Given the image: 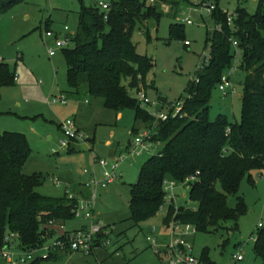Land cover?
Returning <instances> with one entry per match:
<instances>
[{"label":"rangeland","instance_id":"374dc122","mask_svg":"<svg viewBox=\"0 0 264 264\" xmlns=\"http://www.w3.org/2000/svg\"><path fill=\"white\" fill-rule=\"evenodd\" d=\"M113 1L82 0L88 8H99L101 2L111 5ZM146 3L154 5L162 16L159 21L151 20L139 26L132 40L140 55L153 59L154 68L148 74L146 85L129 91L134 98L138 91L145 92L150 101L145 110L151 114L169 115L175 105L187 97V85L197 79L201 66L209 61L207 37L217 26L209 10L200 5L201 0H155L153 4L146 0ZM80 7L81 0H21L0 14V63H7L16 77L12 86L1 90L0 132H19L27 136L32 152L25 173L38 174L43 183L37 191L53 198L74 193L88 183L94 173L100 175L102 169L95 158L113 163L117 158L113 156L114 152L129 143L133 127L138 124L132 110L106 109L101 99L92 98L85 92L76 96L66 94L71 89L63 50L74 45L71 42L65 49H57L55 36L65 38L76 34ZM219 8L230 15L238 9L255 14L258 0H221ZM186 19L192 24L186 23ZM177 24L181 26V37L171 38V26ZM66 28L69 31L66 32ZM47 32L54 37H47ZM186 42L189 46H185ZM50 49H55V56L50 57ZM245 76V71L236 70L233 96H224L218 88L213 91L209 110L211 120L221 115L233 123L241 121ZM54 96L65 97L67 104H49L47 99ZM68 120H75L85 139L72 145L76 152L54 154L53 150L58 151L62 138L58 126ZM144 127L143 131L148 130L146 125ZM162 147H156L151 153L143 152L142 156H130L124 148L119 171L122 180L99 192L96 220L107 229L109 237L105 241L109 245L97 248L90 256L64 254L59 261L48 264H167L165 253L155 254L154 247L148 242V238L156 239L160 245L167 236L163 233L167 209L139 225L130 220L129 211L131 186L138 181L139 168L145 160L159 154ZM253 176L255 186L244 180L238 194L245 200L247 213L237 224L227 222L216 233L197 232L192 238L196 257H202L204 250H208L214 264H263L253 245L259 229H264V171L254 172ZM168 195L174 197L173 204L177 208L194 205L187 186H178ZM236 204L237 197L228 198L230 208H235ZM81 224L82 220L73 219L66 222L63 229L50 226L49 231L54 237L47 238L44 246H51L65 232L79 230ZM153 228L157 229L155 234L151 233ZM11 243L17 245L14 241ZM238 255L244 260L237 262L234 257ZM34 257L42 256L35 254ZM14 258L16 260L17 256ZM0 264H4L1 259Z\"/></svg>","mask_w":264,"mask_h":264},{"label":"trees","instance_id":"16d2710c","mask_svg":"<svg viewBox=\"0 0 264 264\" xmlns=\"http://www.w3.org/2000/svg\"><path fill=\"white\" fill-rule=\"evenodd\" d=\"M20 1H1L0 14ZM220 1L201 0L202 6L215 5L211 17L217 29L207 37L208 63L198 71V81L187 85L182 117L157 121L129 90L146 85L154 68L153 59L137 52L134 32L148 21H159L162 14L146 0H115L107 12L88 8L81 0L78 30L71 40L74 47L63 50L68 93L85 92L116 112L134 111L137 123L155 129L151 141L164 145L141 166L138 181L131 186L129 211L135 225L153 219L164 208L165 180L182 183L195 177L189 188L194 205L179 207L177 212L174 206H167L163 223L167 225L176 216L198 232L216 233L227 222L237 224L247 213L244 198L238 196L242 182L255 186L253 173L264 171V0H258L255 14L238 9L231 23L220 10ZM181 32L180 25L171 26V38L181 37ZM234 41L241 52L238 69L246 73L241 121L233 123L221 115L211 120L212 93L234 64ZM15 80L9 65L0 63V99L1 90ZM132 131L138 135L137 126ZM31 152L25 134L0 132V250L9 245L11 235L16 237L12 241L17 251L41 248L47 238L54 237L50 223L57 226L75 219L77 200L40 194L41 177L24 173ZM231 196L237 197L235 208L228 205ZM253 250L264 264V229H259ZM208 255L204 250L202 259L212 263ZM58 260L57 254H50L29 264Z\"/></svg>","mask_w":264,"mask_h":264},{"label":"built area","instance_id":"2783aa9c","mask_svg":"<svg viewBox=\"0 0 264 264\" xmlns=\"http://www.w3.org/2000/svg\"><path fill=\"white\" fill-rule=\"evenodd\" d=\"M91 1V0H90ZM155 0H151V3H154ZM101 11L107 12L109 10V5L105 3L98 4ZM209 10V13H212L215 10V5L203 6ZM235 15L228 14V22L231 23ZM186 23L192 24L190 20H185ZM66 32L69 31L68 28L65 29ZM74 35H67L65 38H59L55 36V46L57 49H65L71 43L72 37ZM47 37H54L51 32H47ZM185 46H189V43L186 42ZM234 49V64L232 68L225 73L221 82L218 86L220 92L224 96H233L235 94V87L233 84V76L236 70L239 67L241 52L236 41L233 42ZM55 49L49 50L50 57L55 56ZM206 62L201 66L200 70L204 68L207 64ZM198 81V80H196ZM141 88V87H140ZM141 107L150 105L145 92L138 91L136 98ZM48 103L51 105L55 104H67V99L65 97H51L47 99ZM183 102L175 105L173 112L169 115H154L157 121H167L169 118L182 117ZM61 132L62 138L59 142L58 151L53 153L58 154L62 151H68L77 140L82 141L85 138L79 129L76 127L75 120H68L61 123ZM155 134V129H148L137 136H135L132 144L130 145V154L134 156L135 154L141 155L143 152L150 151L154 144L151 141V137ZM124 159L123 155H119L113 163H110L108 160L95 158V162L99 164L102 169L101 175L93 174L91 180L83 185V189L88 191V197H78L74 193L68 192L67 197L70 200H77V204L73 209V214L75 219H80L82 221L88 222V225L74 232H65L59 238H56L51 246H43L38 249H34L30 252H23L15 250L16 245H12V239L16 238L15 235H11V238H8L9 245L0 250V259L4 264H29L35 259L34 255L38 254L42 257H48L50 254H72V253H82L86 256L94 254L95 250L99 247H107L109 245L108 241H105V238L109 237L107 229L101 226L100 222L96 220L95 207L99 198V192L108 188L110 185L121 181L122 175L119 174V167ZM85 173H88L85 171ZM195 181V177L186 179L182 183H177L173 180L164 181V191H165V206L161 208V211L167 206H174V197L169 196V192H173L174 189L178 186H187L190 188L191 183ZM177 212L178 208L175 207ZM176 216L167 224L164 225L165 231L169 234L170 240L164 245H158L156 239L148 238V242L154 247L155 254H160L161 252L165 253L167 256V264H214L208 263L202 259V257H196L193 254V242L192 238L197 234V228L192 224L182 223L181 221L175 219ZM50 226H54L53 223H50ZM62 229L64 226H59ZM261 226H259L260 228ZM157 232L156 228L151 230L152 234ZM15 256L17 259L15 260ZM236 261H242L244 258L241 255L234 257Z\"/></svg>","mask_w":264,"mask_h":264},{"label":"crops","instance_id":"0c3cea01","mask_svg":"<svg viewBox=\"0 0 264 264\" xmlns=\"http://www.w3.org/2000/svg\"><path fill=\"white\" fill-rule=\"evenodd\" d=\"M2 63V62H1ZM148 77V76H147ZM146 81H147V79H146ZM66 94H69V93H66ZM72 96H73V94H72ZM76 96V95H75ZM86 103H88V101H86ZM145 126V125H144ZM143 126V124H140V123H138L137 124V129H138V134H140V133H142V131H143V129H145V127ZM59 127V130H60V132H61V123H60V125L58 126ZM144 132V131H143ZM61 134H62V132H61ZM134 138H135V134H133V131L131 132V140L129 141V143L128 144H126L125 145V150L126 151H128L129 153V155L131 156V154H130V145L132 144V141L134 140ZM164 146V145H163ZM156 147H162V144L161 143H158V144H154V147L150 150V151H148V152H145V153H151L152 151H154L155 149H156ZM124 148L123 149H121L120 148V146H119V148L114 152V154L115 155H113V156H119V155H123V151H125L124 150ZM163 148V147H162ZM157 151V150H156ZM67 152H69V153H71V152H76V148L74 147V148H70V150H68ZM139 156H142V155H139ZM149 159V158H148ZM147 159V160H148ZM147 160H145L144 162H146ZM121 166V165H120ZM141 168V167H140ZM140 168H139V170H140ZM25 169V168H24ZM119 171H120V167H119ZM24 173H25V170H24ZM26 174V173H25ZM101 175V174H100ZM100 175H98V176H100ZM263 174H260V176H262ZM122 178H123V176H122ZM122 180V179H121ZM88 193V191L86 190V189H83V186L81 187H79V188H77L75 191H74V194L75 195H77L78 197H84L83 196V194H87ZM67 195V194H66ZM165 209H167V208H165ZM158 216V215H157ZM166 216V215H165ZM165 216H164V218H165ZM164 218H163V220H164ZM66 224V223H65ZM65 224H63V226H65ZM88 225V222H85V221H82V224H81V227H80V229L81 228H83V227H85V226H87ZM163 225H164V223H163ZM57 227H59L58 225H57ZM164 235H165V233L167 234V236L166 237H164V240L161 242L162 244H160V245H164V244H166V243H168L169 241V236H168V233L165 231V229H164ZM51 240V239H50ZM253 247H254V245H253ZM57 256L59 257V260L63 257V254H57ZM58 260V261H59ZM244 260V259H243ZM242 260V261H243ZM238 262V261H237ZM240 262V261H239Z\"/></svg>","mask_w":264,"mask_h":264},{"label":"water","instance_id":"95a60500","mask_svg":"<svg viewBox=\"0 0 264 264\" xmlns=\"http://www.w3.org/2000/svg\"><path fill=\"white\" fill-rule=\"evenodd\" d=\"M1 1H5V0H0V2H1Z\"/></svg>","mask_w":264,"mask_h":264}]
</instances>
